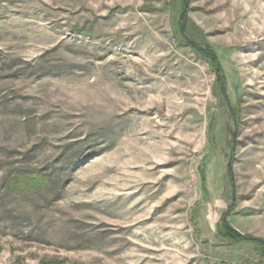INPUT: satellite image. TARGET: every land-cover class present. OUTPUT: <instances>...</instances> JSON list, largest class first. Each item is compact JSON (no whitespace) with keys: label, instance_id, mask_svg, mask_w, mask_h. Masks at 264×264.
I'll use <instances>...</instances> for the list:
<instances>
[{"label":"rangeland","instance_id":"rangeland-1","mask_svg":"<svg viewBox=\"0 0 264 264\" xmlns=\"http://www.w3.org/2000/svg\"><path fill=\"white\" fill-rule=\"evenodd\" d=\"M0 264H264V0H0Z\"/></svg>","mask_w":264,"mask_h":264},{"label":"trees","instance_id":"trees-1","mask_svg":"<svg viewBox=\"0 0 264 264\" xmlns=\"http://www.w3.org/2000/svg\"><path fill=\"white\" fill-rule=\"evenodd\" d=\"M208 54H209L208 56L210 57V61L213 62L214 64H216L215 54L213 52L208 53ZM215 67H216V65H215ZM216 69L219 72L220 68L218 66L216 67ZM223 227H224V229L226 231V235L228 237H230L231 239L237 240L238 238H241L240 234L236 230L230 228L226 223L223 224Z\"/></svg>","mask_w":264,"mask_h":264}]
</instances>
